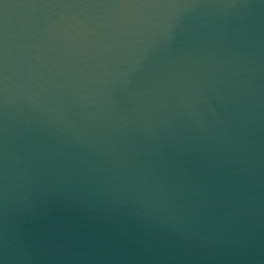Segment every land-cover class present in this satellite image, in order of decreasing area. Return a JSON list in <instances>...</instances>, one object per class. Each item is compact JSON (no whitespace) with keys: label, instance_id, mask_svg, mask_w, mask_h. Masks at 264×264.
Wrapping results in <instances>:
<instances>
[{"label":"water","instance_id":"1","mask_svg":"<svg viewBox=\"0 0 264 264\" xmlns=\"http://www.w3.org/2000/svg\"><path fill=\"white\" fill-rule=\"evenodd\" d=\"M0 264H264V0H0Z\"/></svg>","mask_w":264,"mask_h":264}]
</instances>
